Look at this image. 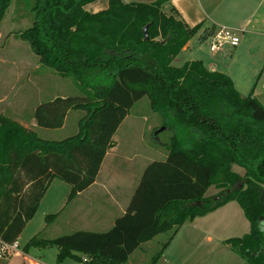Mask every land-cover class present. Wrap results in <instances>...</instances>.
Segmentation results:
<instances>
[{
  "label": "trees",
  "instance_id": "trees-1",
  "mask_svg": "<svg viewBox=\"0 0 264 264\" xmlns=\"http://www.w3.org/2000/svg\"><path fill=\"white\" fill-rule=\"evenodd\" d=\"M97 1L34 0L31 25L15 34L41 67L71 78L81 92L38 105L36 126L58 130L70 113L81 117L75 135L47 141L0 114V244L17 242L52 181L70 187L67 202L95 183L113 136L145 98L157 117L155 130L170 135L161 143L165 160L143 169L124 214L104 232L52 239L38 233L22 251L55 248L56 263L126 264L165 234L149 263L155 264L182 226L236 203L249 232L223 245L246 264H264V107L252 92L241 97L227 75L208 71L201 61L171 65L202 27L189 28L174 9L163 13L171 0H105L104 11L84 10ZM12 2L0 0V24ZM211 188L217 191L212 197ZM57 217L45 216V229Z\"/></svg>",
  "mask_w": 264,
  "mask_h": 264
},
{
  "label": "crops",
  "instance_id": "crops-1",
  "mask_svg": "<svg viewBox=\"0 0 264 264\" xmlns=\"http://www.w3.org/2000/svg\"><path fill=\"white\" fill-rule=\"evenodd\" d=\"M122 1L128 4H150L156 0ZM106 9L107 2L105 0H99L84 8V10L90 14H95ZM171 9H174L178 13L180 19L189 28L202 24L201 29L194 36H199V42H202L201 37L206 33L209 34L210 30L214 32V30L220 27L228 28L234 32L239 31L240 40L238 47L213 57L215 61H220L221 59L222 62H218L219 64L215 65L213 62H210L211 60H206L208 62H204V59L197 61H201L208 71L215 66L226 69V72L222 73H225V75L231 79L236 91L241 97H246L251 92L253 97L258 101L264 97V0H171L161 8L162 12L165 14H169ZM210 36V34L207 35V37ZM13 37L16 39L15 36ZM194 37L186 44L176 58L184 55L186 60L183 61H195L189 58L192 57L195 52L191 46V41L194 40ZM205 41H208V39ZM6 44L12 46L13 41L9 44L7 40L4 42V52H6ZM1 50L3 49L0 47V52ZM223 55L227 57H223ZM28 62L29 61L5 60L0 55V70L9 66L11 68L15 67L17 73L23 76L24 69ZM34 65L36 70H32L30 73L32 76L30 89L25 88L11 91L8 97L11 98L10 104L8 103L0 106V114L11 117L19 125L26 129L33 130L44 140L55 141L50 138L55 137L54 135L56 133L67 128V122L72 113L68 115L61 129L45 130L36 126V122L32 118L34 109L38 105L50 102L57 97L66 98L74 95L71 94L72 91L70 92V88H68L69 85L65 84L68 86L67 89H63V85L57 87L54 82L56 81L54 75L41 71L45 68L41 67L38 61H35ZM6 85L8 86V82L6 80L3 81L0 77V91L6 92ZM0 97H2L1 93ZM4 97H7V93L4 94ZM40 132H42L46 138L40 136ZM112 141L115 142L113 139ZM117 148L118 146L114 145L108 150L95 183L71 200L76 203L74 208L67 215V220H70V222L77 221L79 223V231L92 232L88 229L111 228L114 220L125 212L131 196L121 197L124 188L123 183L118 179L116 180L114 172L111 170L107 169L102 175L104 163L107 160H109L110 165L114 162ZM54 181L50 183L40 204L46 198ZM68 193L69 190L64 188L61 189L58 195L56 191L54 193L55 196L53 197L52 205L55 209L54 211H56L55 214H58V216L65 214L69 204L66 198ZM232 204L233 203H229L205 217L196 218L193 222L182 226L163 253L165 261L170 263L175 262L176 264H186V260L183 258V256L186 255L187 257L191 256L193 261L192 264H204L202 262L200 263V257L197 252L200 242H204L207 245L204 247H209L210 245L214 247L218 246L220 243L223 244V242L228 239L240 238L247 234L249 232V224L245 218V222L243 221V223L236 225L231 217H227V215L231 214H235L237 218L239 216L236 208L231 206ZM240 213H242L241 209ZM32 220L26 224L23 231ZM82 228L86 230H82ZM233 232H239L241 234H239L240 236H232L230 233ZM22 233L15 243L16 248H12L7 254L0 256V264H83L70 259L64 260L61 263H56V256L58 254L57 249L56 251H51L50 249H30L27 252H23V246L33 236L23 245L20 243ZM226 234H229L227 238L225 236ZM179 245L184 246L179 248ZM171 249L174 251L171 252ZM213 259L214 261L211 264H226L227 262L225 255L222 257L218 255L213 257Z\"/></svg>",
  "mask_w": 264,
  "mask_h": 264
},
{
  "label": "rangeland",
  "instance_id": "rangeland-1",
  "mask_svg": "<svg viewBox=\"0 0 264 264\" xmlns=\"http://www.w3.org/2000/svg\"><path fill=\"white\" fill-rule=\"evenodd\" d=\"M34 5V0H13L4 21L0 25V47L1 52L0 55L5 60H12V61H29L27 63L26 68L24 69L23 76L19 75L17 71L15 70V67L11 68L6 67L0 70V77L2 80H6L8 82L7 90L6 92L0 91L2 97H0V106L10 104L11 98H8L10 95L9 93L11 91H15L17 89H30V86L32 84V76L31 71L36 70L34 67V62L37 61L34 54L30 51L27 44H25L21 40L15 39L13 36H15L16 33L21 32L22 30L28 28L33 20V13H32V7ZM199 36L194 37V40L191 41V46L193 47V50H195L194 54L192 55V58L195 61L204 59V62H208L206 60H211L210 62H213L215 65L219 64L220 61H215L213 55L209 51L208 47V41H205L209 39V37L203 36L201 37V41H198ZM7 40V43L9 44L11 41H13L12 46H6V52H4V42ZM189 53V52H188ZM227 55V54H226ZM226 55H223V57H227ZM188 58V57H187ZM186 60L184 55L176 58V60L172 63V66L175 68H179L183 65V61ZM21 64V63H20ZM36 64V63H35ZM207 64V63H206ZM210 69V68H208ZM226 69L223 67H213V69L209 70L211 72H226ZM41 71H44L45 73H52L54 75L56 81H54L57 85H63V89L70 88V92L72 95H80L81 92L78 89V86L73 83L71 78H61L58 76L53 70L50 69H43ZM225 74V73H222ZM264 76V72H263ZM19 79V80H17ZM66 84V85H65ZM7 93V97H4V94ZM3 101V102H2ZM262 106L264 107V97H262L259 101ZM8 109V108H7ZM9 110V109H8ZM81 117V114L79 112H73L69 116V120L67 122V128L61 132L56 133L54 136L51 137V140L59 141L66 139L68 137H71L76 134L77 128L76 123L78 118ZM157 117L156 115L152 114L151 111L148 108V101L144 98L140 100L139 102L135 103L133 108L130 110L128 116L126 119L122 122L120 127L118 128L117 132L115 133L113 140L114 145H117L118 148L116 150V155L114 156L115 160L110 165L109 160H107L103 165V172L102 175L105 173V171L111 170L114 172V176L116 180L118 179L121 181L124 185L123 193L121 197L125 196H131L134 189L136 188L138 184V180L141 176L142 170L150 163V162H161L165 160V151L163 147L161 146V143H165L170 135L169 132H158L159 130H155L157 127ZM40 136L43 138H46L42 132L39 133ZM157 135L158 138L155 139L154 136ZM48 139V138H47ZM233 171L238 173L239 175L243 174L242 169L239 167L234 166ZM68 189L70 192V187L63 182L60 181H54L46 198L43 200V202L40 204V207L38 208L35 216L33 217V220L28 224L27 228L23 231L21 237H20V243L25 244L34 234L41 233L43 238L46 239H52L63 235H69L74 232L79 231L78 222L73 221L70 222V220H67V215L70 213V211L74 208V205L76 202H69L67 209L65 211V214H61L57 217V219L48 226V228L45 230L46 224L44 221V217L46 215H53L56 211H54V207L52 205L53 197L55 196V191L57 192V195L60 193L61 189ZM69 194V193H68ZM217 194V191L213 188H211L207 196H214ZM68 197V195H67ZM66 197V198H67ZM122 198V199H123ZM231 206H234L236 208V211L238 213V218L235 214L227 215V217H231L233 219L234 224L239 225L245 222L244 217L242 216V213H240V209L236 205V203L232 204ZM106 220V218H105ZM189 224V223H188ZM186 225V224H185ZM261 225H264L262 223ZM44 228V229H43ZM43 229V230H42ZM109 229V228H108ZM105 229H88L92 232H104L108 230ZM82 230H86L83 229ZM264 231V227H263ZM232 236H240L239 232H233L230 233ZM226 238L229 236V234L225 235ZM167 235H159L157 236L153 241L146 243L141 246V248L137 251H135L130 257L126 264H149L152 260V258L157 254L161 248V245L166 241ZM184 245H179V248H181ZM204 242L199 243V250L198 256L200 263L204 264H211L213 263L214 259L213 257L216 256H223L225 255L227 258L226 264H246L244 261L240 260L235 254L231 252L229 247L219 244L218 246L212 247L211 245L209 247ZM186 249V248H185ZM190 249V248H188ZM51 251H56L55 248H51ZM174 251L171 249V252ZM170 252V253H171ZM196 252V251H195ZM202 257V259H201ZM183 258L186 260V264H192L191 256L187 257L186 255L183 256ZM155 264H176L175 262L170 263L168 261H165V258L163 254L161 257L156 261Z\"/></svg>",
  "mask_w": 264,
  "mask_h": 264
},
{
  "label": "built area",
  "instance_id": "built-area-1",
  "mask_svg": "<svg viewBox=\"0 0 264 264\" xmlns=\"http://www.w3.org/2000/svg\"><path fill=\"white\" fill-rule=\"evenodd\" d=\"M240 32H234L225 27H220L212 33L208 39L209 51L213 55H219L227 52V50H233L239 45ZM16 248V245L7 246L0 244V256L7 254V252Z\"/></svg>",
  "mask_w": 264,
  "mask_h": 264
},
{
  "label": "water",
  "instance_id": "water-1",
  "mask_svg": "<svg viewBox=\"0 0 264 264\" xmlns=\"http://www.w3.org/2000/svg\"><path fill=\"white\" fill-rule=\"evenodd\" d=\"M143 36H144V40H147V27L143 29ZM162 131L163 129H160L158 132H162Z\"/></svg>",
  "mask_w": 264,
  "mask_h": 264
}]
</instances>
